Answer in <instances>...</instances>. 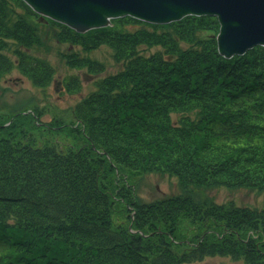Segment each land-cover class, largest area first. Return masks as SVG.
<instances>
[{"label":"trees","instance_id":"16d2710c","mask_svg":"<svg viewBox=\"0 0 264 264\" xmlns=\"http://www.w3.org/2000/svg\"><path fill=\"white\" fill-rule=\"evenodd\" d=\"M53 27L60 44L109 47L121 69L73 109L77 148L36 146L38 125L0 122V264H264V210L194 197L219 188L264 196V48L221 58L202 37L218 29L214 18H124L78 35L0 0V82L17 70L37 88L50 84L54 69L31 52ZM151 174L176 179L182 194L143 203L134 180Z\"/></svg>","mask_w":264,"mask_h":264},{"label":"rangeland","instance_id":"374dc122","mask_svg":"<svg viewBox=\"0 0 264 264\" xmlns=\"http://www.w3.org/2000/svg\"><path fill=\"white\" fill-rule=\"evenodd\" d=\"M136 28L127 27L128 30ZM55 30H57L56 27L43 30L40 35V45L31 52L32 56L48 63L54 69L52 81L44 89H41L33 86L30 80L17 70L7 74L0 82V122L7 125L16 117L18 124H26L29 127L38 125L37 129L31 130V135L29 134L34 145L40 146L41 143H49L57 145L61 151H68L81 144L80 139L78 141L77 136L70 131L74 122L73 109L95 90V82L116 74L120 71L121 65L114 60L113 51L109 47L102 45L90 52H84L80 46L71 47L68 44L58 43L54 37ZM218 32L219 27L217 30L211 28L210 31H204L202 37L216 39ZM70 54L101 63L104 66V72L92 75L86 69L69 67L63 56ZM75 80L80 85L79 91L68 92L66 85ZM25 114L27 115L23 118ZM18 116L20 117L18 118ZM42 125L52 127V129L59 127L60 131H56V129L50 131ZM62 125L66 127L63 128ZM134 181L137 185V196L143 203H151L165 197L182 194L174 178L151 174L138 176ZM194 197L201 200L210 199L218 205H227L232 202L238 207L264 210V196L249 190L226 188L212 191L195 190ZM186 232L188 231L186 230ZM199 264L241 263L228 258L213 257L207 258Z\"/></svg>","mask_w":264,"mask_h":264},{"label":"water","instance_id":"95a60500","mask_svg":"<svg viewBox=\"0 0 264 264\" xmlns=\"http://www.w3.org/2000/svg\"><path fill=\"white\" fill-rule=\"evenodd\" d=\"M40 21L49 20L78 35L106 29L130 18L165 26L194 17L215 18L217 54L230 60L264 48V0H21Z\"/></svg>","mask_w":264,"mask_h":264}]
</instances>
